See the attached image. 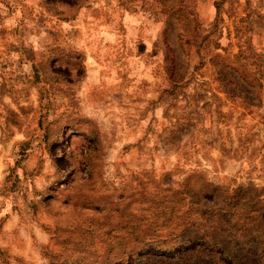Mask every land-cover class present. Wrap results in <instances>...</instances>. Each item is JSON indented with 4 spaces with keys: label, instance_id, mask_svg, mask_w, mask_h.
Returning <instances> with one entry per match:
<instances>
[{
    "label": "rangeland",
    "instance_id": "374dc122",
    "mask_svg": "<svg viewBox=\"0 0 264 264\" xmlns=\"http://www.w3.org/2000/svg\"><path fill=\"white\" fill-rule=\"evenodd\" d=\"M0 264H264V0H0Z\"/></svg>",
    "mask_w": 264,
    "mask_h": 264
}]
</instances>
